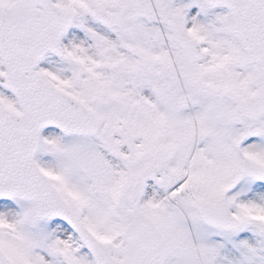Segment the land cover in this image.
<instances>
[{
	"label": "snow or ice",
	"instance_id": "1",
	"mask_svg": "<svg viewBox=\"0 0 264 264\" xmlns=\"http://www.w3.org/2000/svg\"><path fill=\"white\" fill-rule=\"evenodd\" d=\"M0 264H264V0H0Z\"/></svg>",
	"mask_w": 264,
	"mask_h": 264
}]
</instances>
